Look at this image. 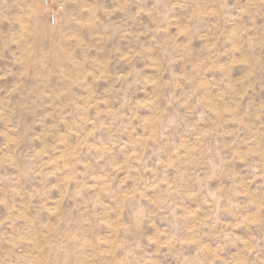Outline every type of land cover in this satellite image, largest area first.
Instances as JSON below:
<instances>
[{"label":"rangeland","instance_id":"obj_1","mask_svg":"<svg viewBox=\"0 0 264 264\" xmlns=\"http://www.w3.org/2000/svg\"><path fill=\"white\" fill-rule=\"evenodd\" d=\"M0 264H264V0H0Z\"/></svg>","mask_w":264,"mask_h":264},{"label":"built area","instance_id":"obj_2","mask_svg":"<svg viewBox=\"0 0 264 264\" xmlns=\"http://www.w3.org/2000/svg\"><path fill=\"white\" fill-rule=\"evenodd\" d=\"M51 19H52L53 23H55V22H56V15L53 14V15L51 16Z\"/></svg>","mask_w":264,"mask_h":264}]
</instances>
